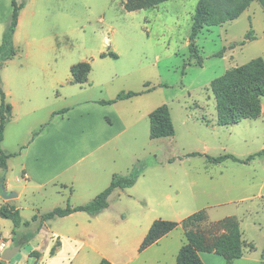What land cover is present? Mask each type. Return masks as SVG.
Wrapping results in <instances>:
<instances>
[{"label": "rangeland", "instance_id": "1", "mask_svg": "<svg viewBox=\"0 0 264 264\" xmlns=\"http://www.w3.org/2000/svg\"><path fill=\"white\" fill-rule=\"evenodd\" d=\"M124 1L16 0L24 9L20 42L17 46L13 42L15 65L28 68L43 59L47 69L66 73L68 64L88 62L91 65L88 80L94 84L88 92L90 95L99 94L95 85L110 78L99 97L113 100L121 92L147 94L139 100L146 107L143 110L165 105L175 130L173 137L152 140L147 118L130 129L127 138L119 143L115 162L103 168L90 183L88 192L77 201L93 200L95 194L109 186L110 183L104 186L102 182L108 175L112 179L114 175L126 176L132 169L142 168L146 176L142 178V173L131 189H118L109 196V207L100 218L98 231L89 232L86 243L121 263L176 264L174 247L176 242L184 240L180 227L174 232L172 243L163 249L164 253L160 249L139 252L141 242H137L146 226L143 216L147 214L150 219L165 221L172 217L173 202L165 201L159 188L166 185L168 189L171 185L168 190L172 197L176 194L173 190H179V195L182 191L179 198L182 203L188 195L185 187L191 184L196 200L189 209L194 208V213L206 211L207 220L201 229L208 243L225 240L227 234L215 225L234 218L239 223L244 251L254 247L249 262L235 264H260L264 246V96L260 98L257 120L221 126L210 84L232 69L259 60L264 64V8L252 2L237 19L203 28L195 40L197 55H193L189 37L198 0H170L135 12L124 10ZM146 3V0L130 1L131 6ZM249 31L253 40L244 39ZM244 40L245 44L240 45ZM109 52L118 58H100ZM146 83L154 87L150 93H143ZM67 87L65 91L71 95L73 91ZM68 104L63 102L64 106ZM137 105L140 106L136 104L134 109ZM123 144H128L126 155ZM193 153L198 155L191 156ZM256 154L260 155L247 164L231 160L213 164L206 158L233 155L245 160ZM12 185L22 183L15 178ZM60 198L49 187L40 195L23 199L20 203L22 224L11 237L7 230L13 226L12 222L0 216L2 238L21 242L19 253L6 264H33L29 257L31 249L51 236L44 222L37 221L38 217L33 220L28 202H38V209L45 213ZM14 201L4 200V204ZM62 224L57 222L56 230ZM40 226L44 228L41 231ZM227 244L223 243L221 249L231 255ZM83 249L84 256L92 260L90 248ZM201 255L204 264H213L211 261L225 264L215 254Z\"/></svg>", "mask_w": 264, "mask_h": 264}, {"label": "crops", "instance_id": "2", "mask_svg": "<svg viewBox=\"0 0 264 264\" xmlns=\"http://www.w3.org/2000/svg\"><path fill=\"white\" fill-rule=\"evenodd\" d=\"M41 7L43 8V6ZM23 9L19 12L18 24L12 38L15 46L20 42ZM11 12V0H0V45L9 24ZM32 20L33 17L30 25ZM13 58L6 61L0 70V88L6 97V103L11 106V115L5 124L1 149L7 155L15 154L8 159L4 187L6 191L17 194L14 203L10 205L15 206L19 212L22 211L20 203L23 199L26 201L27 197L40 195L51 187L56 196L61 197L54 208L43 213L38 209V202L37 204L28 202L32 217H38L37 221H39L42 215L55 208L64 209L67 205L75 208L84 205L86 200L77 201V199L88 192L90 183L95 181L100 172H103V168L115 162L114 157L118 153L119 143L127 138L130 129L147 118L150 136V115L157 108L143 110L146 107H144L143 101L139 102V100H143L147 94L122 100L113 105H101L100 101H109V99L99 96L102 94L101 89L109 84L110 78L101 81V85H95L94 88L99 90V94L90 95L88 92L94 86L88 80L91 70L84 84H73L71 83L70 69L74 65L68 64L65 73V70L59 72L47 69L43 59L24 68L15 65ZM66 86L73 91L71 95L65 91ZM63 102H68V106H64ZM136 104H140V106L137 105V109H134ZM62 111L65 112L61 113ZM122 148L125 155L129 153L128 144H123ZM145 176L146 174L141 177ZM15 178L22 185H12ZM110 179L108 175L106 181H100L105 186L110 183ZM209 179L213 180V178ZM177 184L180 186L179 182ZM168 187L170 189L171 185ZM168 189L166 185L159 188L164 200L173 202L170 205V216L172 217L169 219L171 221L180 222L185 217L194 214L195 209H189L196 200L191 184L185 187L188 195L183 197L182 203L179 202L182 191L179 195V190H173L176 194L172 197ZM96 195L98 193L95 194V197ZM3 205L4 199L0 194V208ZM105 211L95 216L84 212H75L44 222V228L51 236L49 240H45L41 245L31 249L29 257H32L33 264H91V262L99 264L102 259H106L112 264H126L108 257L100 251V248L91 249V245L86 243L85 239L88 233L98 231L100 218L104 216ZM143 217L146 220L145 231L143 230L137 243L142 242L151 224L155 221V218L150 219L147 214ZM1 222H3L2 219H0V238L3 237ZM57 222L63 223L60 230L55 228ZM41 226L39 231L44 229ZM12 229L13 226H10V229L7 230L10 237L13 236ZM177 230L178 228L146 250L160 249L162 252L163 249H167ZM185 242V237L184 240H179L178 244L176 242L175 257ZM57 243L59 246L51 255L50 251ZM85 247L90 248L92 260L87 255L84 256L83 248ZM32 252H37L39 255L33 257L31 256ZM253 252L254 250L245 251L240 259L233 260L230 264H235L237 261L249 262V257ZM201 254L203 253H200L199 256L203 263ZM218 257L228 264L223 257ZM211 262L222 264L217 261Z\"/></svg>", "mask_w": 264, "mask_h": 264}, {"label": "trees", "instance_id": "3", "mask_svg": "<svg viewBox=\"0 0 264 264\" xmlns=\"http://www.w3.org/2000/svg\"><path fill=\"white\" fill-rule=\"evenodd\" d=\"M131 0L123 2L124 10L127 12H135L144 10L145 8H154L164 2L170 0H146L143 5H130ZM252 2H258L264 8V0H198L194 15L192 17V27L190 32L189 49L193 55H197L195 40L203 28L216 27L225 22H230L237 19ZM12 12L9 19V24L2 36L0 45V70L2 65L12 59L16 55V50L13 46L12 38L18 24L19 12L22 5H18L16 0L11 1ZM245 40H253L251 31L245 35ZM245 40L240 45L245 44ZM106 56L117 59L114 52L101 54L100 58ZM201 65V62H198ZM91 70L88 62L76 64L71 67V83L84 84L87 81V76ZM149 83L145 84V92H150L154 87L149 88ZM210 91L216 98V112L218 124L221 126L235 125L243 120H257L259 118V102L260 98L264 96V64L261 60L252 62L239 68L232 69L225 73L222 77L215 79L210 84ZM142 93L135 92H121L115 99L109 101H100L101 105H112L118 101L130 99L141 95ZM62 111L61 113H64ZM58 113V114H61ZM11 115V106L6 103V97L0 88V186H4L5 174L7 171L8 159L13 155L3 153L1 149V142L3 140V133L5 124ZM175 130L171 122L170 113L165 105L158 107L150 115V139H160L166 137H173ZM197 153L191 156H197ZM260 154L251 155L247 159H238L233 155H223L216 158L206 157L210 163L219 164L226 160H231L239 164H247ZM142 168H134L126 176L114 175L109 186L98 194L90 202L71 208L67 205L66 208H55L54 210L42 215L40 222H46L56 217H65L75 212H84L90 216H95L106 210L109 206L108 198L115 189L131 188L135 185L138 178L142 175ZM0 216L8 219L13 224V235L15 230L21 226L22 220L19 210L10 204H4L0 208ZM33 220H36L34 216ZM207 220L206 211L196 212L180 222L155 220L151 224L146 236L142 240L138 251L143 252L148 247L156 244L161 238L167 236L177 228H181L184 232L186 242L180 248L176 256V264H203L200 259V253L215 254L223 257L228 264L233 260L240 259L244 251V241L241 240L242 233L239 223L234 218H226L219 221L215 226L224 230L227 234L225 240L217 239L212 244L203 233L201 227ZM27 241V239L25 240ZM23 242V241H22ZM228 244H227V243ZM225 243L229 248V252L222 250L221 245ZM14 245H21V242H14ZM59 243L55 244L51 249L50 254L53 255ZM247 251L254 250V247H247ZM37 252H32L31 256L37 257ZM0 264H6L0 260ZM99 264H112L106 259H102ZM264 264V247L261 253V263Z\"/></svg>", "mask_w": 264, "mask_h": 264}, {"label": "water", "instance_id": "4", "mask_svg": "<svg viewBox=\"0 0 264 264\" xmlns=\"http://www.w3.org/2000/svg\"><path fill=\"white\" fill-rule=\"evenodd\" d=\"M0 194L4 200H12V199L17 197V194L15 192L6 191L4 186H0ZM20 249H21V246H19V245H16V246H13V247L6 249L1 254L0 260L5 262V263L9 262L19 253Z\"/></svg>", "mask_w": 264, "mask_h": 264}, {"label": "built area", "instance_id": "5", "mask_svg": "<svg viewBox=\"0 0 264 264\" xmlns=\"http://www.w3.org/2000/svg\"><path fill=\"white\" fill-rule=\"evenodd\" d=\"M14 241L12 239L0 238V256L8 248L13 247Z\"/></svg>", "mask_w": 264, "mask_h": 264}]
</instances>
